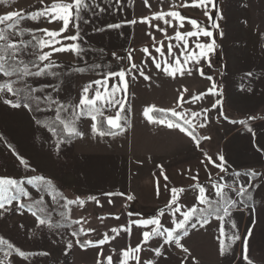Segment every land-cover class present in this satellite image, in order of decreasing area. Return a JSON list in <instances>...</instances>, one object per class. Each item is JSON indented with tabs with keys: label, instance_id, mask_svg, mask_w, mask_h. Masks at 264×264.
<instances>
[{
	"label": "rangeland",
	"instance_id": "1",
	"mask_svg": "<svg viewBox=\"0 0 264 264\" xmlns=\"http://www.w3.org/2000/svg\"><path fill=\"white\" fill-rule=\"evenodd\" d=\"M11 1L14 3L16 0L0 2V14L4 10L3 3ZM88 2L93 7L83 12L78 21V46L83 49L79 54V61L88 63L87 67L98 73V79H103V73L116 70L113 53L128 47L133 27L129 22L133 20L148 18L149 23H145L144 28L140 29L142 41L153 39L155 32L158 38L162 37V56L164 62L169 64L174 63L175 57L184 51L185 43L189 52L195 51L198 55L200 49L196 44L209 42L214 45L212 51L205 50L199 63L189 59L188 54L180 58L181 64L188 61L184 72H194L195 79L172 82L182 97L194 94L197 98L204 91V94L217 101L216 107H212L207 117L202 120V117L197 116L192 122L193 125H205L203 128L195 127V133L204 140L203 143L200 140L197 144L190 136L188 138L187 142L194 145L193 150L209 151L213 155L220 151L228 158V173L233 170H250L256 174L253 181L246 175L229 178V183L239 181L240 186L250 189L253 186L254 192L247 195L250 197V206L244 207L246 218L243 222L240 223V218L236 217L231 218V222L229 218L225 220L226 225L231 223L238 229L231 226L224 228L225 235L221 236L225 245L224 257L230 258L219 264H247L245 252L252 264H264V0H214L215 7L212 4L192 6L193 0H187L188 6H184L185 0H162L164 5L173 6L172 11H178L187 18L183 21V27L180 21L172 17L165 16L154 21L153 17L144 16L155 7L156 0H147V3L145 0ZM134 2L140 3L141 16L134 15ZM216 9L217 13H214ZM191 19L210 31L212 36L205 37L201 34L198 39L185 37L184 41H177V31L186 33L194 30L188 22ZM165 20L171 21V24H165ZM110 24H119L120 27L106 28ZM97 29L105 30L96 31ZM10 38L19 43L11 34ZM168 43L173 45L172 57L167 54ZM28 52L31 53L32 49ZM27 57L34 59L30 54ZM97 64L101 67L95 68ZM4 80L5 77L0 75V83ZM28 82L30 87L37 88V95L34 93V96L40 99V109L51 111L53 107L47 108L48 102L44 97L54 98L58 95L49 89L50 84H47L48 88H43V92L41 81L30 77ZM219 98L222 100L221 104ZM4 99L15 102L16 97L7 92L0 93V178L24 180L26 177H43L60 197L82 201V204L69 205L66 211L69 221H79L74 223V227L80 232L79 242L83 247L78 245L70 228L50 229L46 225L38 226L30 211L18 207V202L13 201L0 208V239L6 242L0 244L5 247L4 251H0V264H108V257L112 258V264H121V261L128 264V257L121 255L124 251V230L120 229H124L125 213L122 161L99 160L96 157L85 160L76 157V150L81 151L84 145L73 141L61 142L56 133L36 125L29 108L23 105L11 107L4 103ZM33 105L37 108L35 102ZM69 114L70 112H62L61 116L63 118ZM110 114L114 117L116 113ZM184 114L188 116V113ZM119 123L123 127L122 118ZM122 127L115 132L118 134L115 136H122ZM235 128L237 134L224 140L226 133ZM108 141L111 142L112 139ZM94 146L100 147L103 144L96 142ZM106 146L122 150L124 144L114 141ZM183 149L185 148L180 146L179 151ZM21 158L24 163H21ZM115 161L116 167L108 165L112 166ZM105 164L107 167L103 168ZM22 186L29 197L21 196L19 203L30 206L34 201L42 200V207L47 213H51L53 219H58L53 208L62 205L64 199H58L54 203L48 192L41 194L43 187L38 182L29 185L25 180ZM82 188L89 189L84 191ZM112 229L119 231L113 232ZM229 235L240 236V239L229 240ZM101 240L105 242L100 244ZM85 241L93 243L89 245ZM69 243L72 244L70 249L67 247ZM20 252L24 254L23 257L19 255ZM136 256H140L139 252ZM210 264L216 263L211 261Z\"/></svg>",
	"mask_w": 264,
	"mask_h": 264
},
{
	"label": "crops",
	"instance_id": "2",
	"mask_svg": "<svg viewBox=\"0 0 264 264\" xmlns=\"http://www.w3.org/2000/svg\"><path fill=\"white\" fill-rule=\"evenodd\" d=\"M161 1L156 0L154 3L155 7L144 16L153 17L158 13L173 10V6L164 5ZM54 2H71V0H16L14 3L13 1L4 2L2 6L4 10L0 16L12 12L28 15L46 6H51ZM139 5L140 3L134 2V15L136 16L140 15ZM49 19L51 18L41 17L39 22L22 19L19 28L27 33H29L28 30L35 29L58 31L62 28V21L53 20L49 23ZM153 20L156 21L155 19ZM135 21L136 23L133 24L130 30L131 40L128 43V47L122 51L114 52L115 71L121 69L126 70L127 87L125 89L124 85H121V89L124 90L115 93V99L119 101L115 107H109L102 101H97V108L102 111L103 114L101 116L105 120L107 117H112L110 114L112 112L116 113L119 111L121 113L120 118L123 119L122 136H115L118 135L117 133L103 137L98 134L94 135L92 132L93 121L86 114L82 115L76 120L75 126L78 131L80 129L79 132L83 133V135L78 136L73 142H79L84 146L81 151L76 150L75 156L85 160L96 157L99 160L111 159L113 161H122V192L125 201L123 225L124 229H127L124 230L123 236L124 250H132L137 245H140V256H136L138 252H130L128 264H140L141 259L142 264H210L211 261L219 264L222 261H227L230 257L221 256V234L219 231L221 222L214 217H209L210 223L205 224L203 227L198 225L196 228H191L189 226L187 235L179 233L181 235L180 243L182 247H177L174 242L164 244L163 238L161 237H154L147 243H143L142 233L144 231H151L155 226L139 227L138 223L140 221L155 218L159 219L165 227L172 228L171 221L173 218L182 219L180 213H175V216H173L171 214L172 210L166 207L171 201L172 189H176L178 203L185 206L181 211H185L197 203L196 197L199 194V186L205 187L208 190L206 195L212 198V179L219 181L220 177L223 176L224 182L232 184L231 181L229 183V178L233 176L232 173H241L242 170H233L229 173L227 172V174L221 173L217 167L208 162V158H211L216 163H219L217 158L219 156L224 157L220 151L217 155H213L209 151L195 152L193 150V143L189 144L187 142L188 138H190L188 135L181 132L178 128H168L166 123L150 122L144 116L145 110L152 108L154 111L149 113L150 116L159 117L161 115L160 110H175L177 112L182 111L183 113H188L189 118H191L192 112H200L201 115L199 117H202L203 120V118L209 115V111H211L217 101L212 96L204 94V91L203 95H199L197 98L194 94H188L186 97L179 95L174 88L175 83L172 81L195 79L196 74L194 72H190L191 74L189 72H183V75H181L177 72L174 76L165 75L161 70L164 67L162 37L158 38L155 32L153 39L142 41L140 29L144 28L146 24L142 23L139 19ZM77 24L78 21L73 16L68 30L61 37L57 38L60 40V43L56 47H70L72 44L78 45V40L71 41L63 39V36L77 34ZM34 34L40 38L44 37V33L40 31ZM29 35L32 38V35ZM167 46L173 45L172 43H168ZM144 48L149 49V54L142 51ZM156 48H161V53H156ZM50 51L51 49L48 47L42 50V52ZM129 55L132 56L131 61L128 60ZM153 58L161 63V69H156ZM49 59L56 65V67L50 70L54 75H42L41 77L32 78L33 80L41 81V85H43L41 90L43 92V88H48L50 84L49 89L52 90V93L58 95V97H54L53 99L71 105L72 107L69 108L70 113L78 105L82 91L86 86L91 84L89 92L87 93L89 98L95 96L96 85L92 82L99 80L98 73L92 72L87 67L88 63L80 62L79 55L68 51L54 52ZM48 62L44 61L41 67ZM132 64H135L137 67L135 69L131 68ZM78 69H83V72L78 71ZM31 70L36 71L38 69L32 68ZM129 70L130 74H127ZM140 70H143L144 74L150 78L145 80L139 74ZM118 80V77L111 79L108 85L109 89L112 84L118 83ZM100 92L107 99V93H105L103 88L100 89ZM218 100L219 104H221V98ZM121 104L123 108L120 107ZM51 107L55 111L56 106L52 105ZM47 108H49V103ZM203 110H207L206 116ZM196 126L199 125L194 124V127ZM135 130L136 133L134 132ZM235 132L236 128L226 133L227 136H225L224 140L228 137L232 138L237 134ZM110 139H112L111 142L108 141ZM199 139L202 143L204 142L201 137ZM114 141H121L124 144L123 149L120 150L106 146L107 143H113ZM96 142L103 144V146L95 147L94 144ZM180 146L185 149L179 151ZM224 159L227 167L228 158L224 157ZM107 164L103 168H106ZM108 165L110 167L117 166L116 161L112 166L111 164ZM118 166H120V162ZM241 175L243 174L241 173ZM209 177H211V180ZM233 186L240 187V182L238 181V184L236 183ZM87 189L89 188H82L84 191ZM228 195L232 199L240 201L235 193L228 192ZM198 206L203 207L202 205ZM244 207L247 206L238 202L231 209L230 216L226 218H229L231 222L233 220L231 218L236 217L240 218V223L243 222V219L246 218V212L244 211L246 208ZM161 210L164 211V215L162 216L160 215ZM225 223L226 221L223 223L224 228L231 226L233 229H238L236 226L233 227L231 223L229 225ZM212 242H214L213 245ZM156 248L161 250L160 256H157L153 251ZM219 256L220 259H218Z\"/></svg>",
	"mask_w": 264,
	"mask_h": 264
},
{
	"label": "snow or ice",
	"instance_id": "3",
	"mask_svg": "<svg viewBox=\"0 0 264 264\" xmlns=\"http://www.w3.org/2000/svg\"><path fill=\"white\" fill-rule=\"evenodd\" d=\"M0 2H3V0H0ZM147 3V0H145ZM207 4H212L213 7H215L214 0H193L192 6H207ZM184 6H188L187 0H185ZM93 5L88 2V0H71V2H54L51 6H46L41 10L34 11L28 15H23L18 12H12L5 14L3 16H0V75L11 78L15 77L16 79H8L4 83H0V93L7 92L10 95H13L16 97V102H13L9 99H4V103L10 105L11 107H20L23 105L25 108L30 107V102H35L37 105L36 110L40 111L39 104L40 99L39 97L34 96L33 94L37 91L34 87H29L28 78L32 77H41L42 75H54L50 70L53 67H56L54 63L50 61V56L54 52H72L76 55H79L83 49L80 48L77 44H72L70 47L68 46H61L56 47L57 44L60 43V40H58V37H61L62 34L68 30L69 24L73 19V16L76 21H79L81 19L82 13L92 8ZM205 15H208L207 12H205ZM165 16L172 17L177 21L181 22V27H183V21H185L187 18L180 15L178 11H169V12H161L153 16V19L155 20H161ZM15 17V19H14ZM41 17H50L49 23H51L53 20H60L63 22V26L58 31H50L48 29H35V30H28L29 34L32 35V39L28 41H23L18 44L14 42L10 38L11 35H18L23 36L24 30L19 28V25L21 23L22 19H30L33 22H39V19ZM87 23V20L84 21ZM142 23H149L148 18H141ZM165 24H171V21L165 20ZM188 22L191 24L193 31H188L186 33H181L177 31L175 33V37L177 41H184L185 37H197L202 34L205 37L212 36V33L204 28H202L198 22L194 19L188 20ZM129 23L135 24L136 21H130ZM79 25L77 24V28ZM119 24H110L107 25L106 28L113 29V28H119ZM158 28V26H156ZM105 29H97L96 31H103ZM160 31H163V29H159ZM40 31L44 33V37L40 38L37 37L34 33ZM64 40H71V41H77L79 39V33L77 32L76 35L71 36H63ZM48 47L51 49L50 52H42V50ZM196 47L200 49L199 55L195 51L189 52L187 43L184 44V51L180 53V56L175 57L174 63L169 64L167 61H165V66L163 69H161V63L157 62L155 58H153V63L156 67V69H161L165 75L174 76L177 72H179L181 75H183V72L186 68L187 60L184 64L180 63V58L184 57L185 54H188L189 59L195 60L196 63H199V59L205 55V50L212 51L214 48L213 44H205V43H198L196 44ZM31 48L32 52L29 53L28 49ZM142 51L146 54H149V49L144 48ZM156 53H161V48L155 49ZM33 55L34 59L25 62L20 57L22 55ZM167 54L169 57H172L173 49L171 46L167 49ZM115 56V53H113ZM128 60H132V56H128ZM44 61H49L47 64H44L43 67H41V64H43ZM95 68H100L101 66L99 64L94 66ZM137 66L135 64L131 65V68L135 69ZM32 68H36L38 70L32 71ZM78 71L83 72V69H78ZM127 74H130V70L127 72ZM139 74L143 76L145 80H148L150 77L148 75L144 74L143 70H140ZM189 74H191L189 72ZM202 74V73H201ZM250 75V74H249ZM118 77V83L112 84L111 88L109 89V81L113 78ZM135 79V77H133ZM209 79H211L209 77ZM92 83L96 85L95 89V96L92 98H89L87 93L89 92V88L91 87V84L86 86L81 94V98L79 99L78 105L75 106L73 111L66 117L61 116V113H68L69 108L72 107L71 105H68L66 103L59 102L55 99H53L50 96H45L44 100L49 103V107L52 105L56 106L55 109V120L53 123H58L63 126L62 131L67 136L71 137L73 135L75 136H82L83 133L79 132L76 128V120L79 119L82 115H87L91 118L93 121L92 123V132L94 135L98 134L99 136H110L115 134V130H119L122 126L119 123L120 121V112L117 111L114 117H107L105 121H99L97 119L98 115H102V111L97 108V101H102L105 105L109 107H115L116 104L119 103L118 100L115 99V93L117 91H123L124 89H121V85H124V88L127 87V81H126V70L121 69L119 71H107L103 73V79L95 80ZM17 84L22 85V87H16ZM215 87V86H213ZM103 88L105 93H107V99H105L104 96L101 95L100 89ZM121 108H123V105H120ZM216 105H213V108H215ZM154 109L148 108L144 112V116L149 119L150 122H156V123H166L167 127L170 129L178 128L181 132L185 133L186 135L192 137L193 140H195V127L192 123V121L197 117L200 116V112H192L191 118H189L187 115L181 112H177L175 110H160L161 115L159 117L157 116H150L149 113L153 112ZM206 116V111L203 110ZM223 115V113H220ZM174 118V119H172ZM227 119V117H224ZM251 119V118H250ZM39 123V122H38ZM106 123L107 130L103 127V125ZM243 123V121H241ZM187 126V127H186ZM201 128H203L205 125L200 124ZM49 130L53 133H56V128L52 125H49ZM207 138V137H206ZM61 142H63L61 140ZM199 142L197 141V144ZM219 160V163H216L211 158H208V162L212 163L215 167L219 169L221 173L228 172V169L226 167V161L223 156H219L217 158ZM21 163H24L23 159L21 158ZM234 177H239L241 173L234 172L232 173ZM256 175L255 173H252L249 176V179H251V176ZM195 179V178H194ZM211 180V177H209ZM31 185L34 182H38L46 192L49 193L54 203L58 202V199H64V203L60 205L63 209H68L69 205L74 204H82V201L79 199L77 200H70L65 199L63 197L59 196V193L55 192L50 185L49 181H46L43 177H26L24 180H17L14 178H0V208H4L6 204H11L13 201L18 202V207L23 208L24 204L19 203V198L21 196L23 197H29V193L25 191L24 187L22 186L24 183ZM238 183V181H233V184H228L224 182V177L221 176L219 181H212L211 188L214 191V197L211 198L210 196L206 195V192L208 191L205 187L199 186L198 187V196L196 197L197 203L193 205L190 208H187L185 211H181L182 208H184V205H181L178 203V197H177V191L176 189H172V198L171 201L166 207L172 210L171 214L175 216V213H180L182 216V219H176L173 218L171 223L173 225L172 228L165 227L161 224L159 219H147L140 221L138 223L139 227H147L149 225H154L151 229V231H144L142 233L143 236V243H147L150 239L154 237H161L163 238L164 244L169 243H175L177 247H182L180 240L181 235L179 233H182L183 235H187V229L190 226L191 228H196L198 225L200 227H203L205 224L210 223L209 217H214L215 219L219 220L221 222V226L219 228L221 236L225 235V230L223 227V223L225 222V218L230 216L231 209L239 202L243 203V198L247 195L248 188L244 186L235 187L234 184ZM183 191V189H181ZM228 192L235 193L238 197H240V201H236L232 199ZM43 201L37 200L32 203L29 207L30 214L33 215L37 220V225H46L50 229H55L60 227L61 225L59 222H53L51 213H47V210L42 207ZM198 205H202L203 207H199ZM174 206V207H173ZM34 209V210H33ZM60 214V213H58ZM65 220H67L68 215L67 212L61 214ZM160 215H164V211L161 210ZM118 219V217H117ZM74 223H79V221H75ZM68 227H71V224L67 225ZM233 227L235 225L233 224ZM120 230H127V229H120ZM89 231H93L89 229ZM113 232L119 231L118 229H112ZM73 236L78 237L80 235V232L73 231L71 233ZM107 237H105V240ZM229 240H235L239 239V237H235L232 235L228 236ZM105 240L99 241L100 244H103ZM6 243L4 240L0 239V244ZM79 243V241H77ZM92 241H85V244L91 245ZM11 247V245H8ZM83 247V245H81ZM67 247L70 249L72 247V244L69 243ZM220 250L221 255L225 254V245L224 241H220ZM139 252L140 251V245H137L135 249L132 250H124L122 251L121 255L123 257H130V252ZM155 254L157 256L161 255V250L159 248L153 249ZM19 255L23 257V253L20 252ZM44 255H47V253H44ZM108 264H112V258L108 257ZM245 261L247 264H252V262L248 259L246 252L244 256ZM121 264H126L125 261H121Z\"/></svg>",
	"mask_w": 264,
	"mask_h": 264
},
{
	"label": "trees",
	"instance_id": "4",
	"mask_svg": "<svg viewBox=\"0 0 264 264\" xmlns=\"http://www.w3.org/2000/svg\"><path fill=\"white\" fill-rule=\"evenodd\" d=\"M214 13H217V9L214 11ZM213 15H214V14H212L211 17H213ZM24 33H25V34H24L23 36H18V35H13V36L19 41V43L21 42V40H23V41H28V40H31V39H32L31 36L29 35V33L25 32V31H24ZM19 43H18V44H19ZM28 50H31V48H29ZM20 58L23 59L25 62H28V61H30V60L33 59V58L28 59L27 55H22ZM8 79H16V78H15V77H11V78H7V77H5L4 82H6ZM4 82H1V83H4ZM16 87H22V85L17 84ZM29 87H30V86H29ZM33 95H34V94H33ZM15 102H16V100H15ZM29 109L31 110V112H32V114H33V116H34L35 123H36V125H37L38 127L49 129L48 126H49V125H52L53 127L56 128V135H57V136L59 137V139L62 140L63 142H71V141H73V140H75V139L78 138V136H75V135H73V136H71V137L67 136L66 134L63 133V131H62V126H61L60 124H58V123H53L54 120H55V118H54V111H53V110H51V111H45V110L37 111L36 108H34L33 102H30V107H29ZM97 119H98L99 121H105V119H104L102 116H97ZM172 119H174V118H172ZM38 122H39V123H38ZM103 127L105 128V130H107V125H106V123L103 125ZM186 127H187V126H186ZM116 131H117V130H115V132H116ZM3 138H4V137H3ZM191 138H192V137H191ZM4 139H5V138H4ZM194 141H195L196 143H197V141L200 143V139H199V137L197 136L196 133H195V140H194ZM199 143H198V144H199ZM241 173H242L243 175H246V176L249 177L253 172L250 171V170H242ZM255 178H256V175H253V176H251V179H250V180L253 181ZM253 192H254V187L252 186L251 189L248 188L247 195L250 196V195L253 194ZM41 194H42V195H45V190H44V188L41 189ZM247 195L243 198V204H244L245 206L249 207V206H250V201H249V198H250V197H248ZM240 199H241V198L239 197V200H240ZM23 204H24V203H23ZM29 207H30V206L24 204V207H23V208H25L26 210H29ZM33 210H34V209H33ZM65 212H67L66 209H63V208H61L60 206L53 208V213H55V214L57 215V217H58V219H53V218H52L53 222H59V224L61 225V226H60L61 228H68V229L70 228L71 232H73V231H78V229H77L76 227H74V223H73L72 221H69L68 218H67V220H65V219L63 218V216H62L61 214L65 213ZM58 213H60V214H58ZM68 224H71V227H68V226H67ZM78 232H79V231H78ZM75 237H76V236H75ZM76 238H77L76 240L79 241V240H80V235H79L78 237H76ZM78 245H81L80 242L78 243ZM4 250H5V247L0 245V251H4ZM9 252H10V250H9Z\"/></svg>",
	"mask_w": 264,
	"mask_h": 264
}]
</instances>
